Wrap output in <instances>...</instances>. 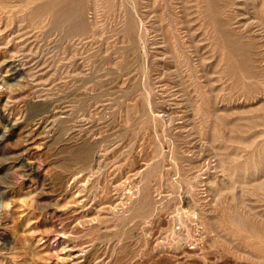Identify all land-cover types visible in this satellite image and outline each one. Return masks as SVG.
Instances as JSON below:
<instances>
[{
    "label": "rangeland",
    "instance_id": "obj_1",
    "mask_svg": "<svg viewBox=\"0 0 264 264\" xmlns=\"http://www.w3.org/2000/svg\"><path fill=\"white\" fill-rule=\"evenodd\" d=\"M45 1L0 0V264H264V0Z\"/></svg>",
    "mask_w": 264,
    "mask_h": 264
},
{
    "label": "bare ground",
    "instance_id": "obj_2",
    "mask_svg": "<svg viewBox=\"0 0 264 264\" xmlns=\"http://www.w3.org/2000/svg\"><path fill=\"white\" fill-rule=\"evenodd\" d=\"M75 2H76V0H46L39 7H37V6L36 7L39 8V10H42V11L43 10H50L51 12H53V14L57 13L58 16H60V17H62L64 19H70L72 17L73 13H74V10H75V8H74L75 7L74 6L75 5ZM37 13H38V10H37ZM33 15L34 14H32L31 16H33ZM28 90H30V89H28ZM9 93H10V91H9ZM85 150H86V152L89 151V149H85ZM2 244H4L5 246H7L8 241L5 240Z\"/></svg>",
    "mask_w": 264,
    "mask_h": 264
}]
</instances>
